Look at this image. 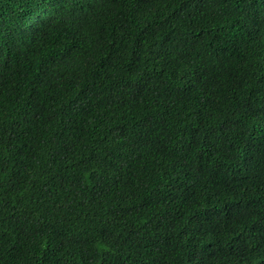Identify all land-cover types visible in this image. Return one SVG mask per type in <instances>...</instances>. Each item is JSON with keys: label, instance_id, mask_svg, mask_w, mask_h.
<instances>
[{"label": "trees", "instance_id": "16d2710c", "mask_svg": "<svg viewBox=\"0 0 264 264\" xmlns=\"http://www.w3.org/2000/svg\"><path fill=\"white\" fill-rule=\"evenodd\" d=\"M0 264H264V0H0Z\"/></svg>", "mask_w": 264, "mask_h": 264}]
</instances>
